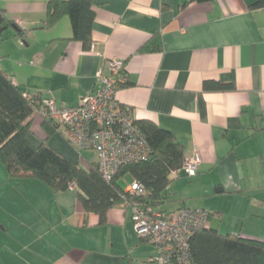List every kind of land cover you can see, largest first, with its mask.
<instances>
[{"label": "crops", "instance_id": "obj_1", "mask_svg": "<svg viewBox=\"0 0 264 264\" xmlns=\"http://www.w3.org/2000/svg\"><path fill=\"white\" fill-rule=\"evenodd\" d=\"M189 1L95 0L92 52L72 40L68 17L46 26L50 0H0L8 27L0 71L29 96L78 106L107 62L121 60L128 83L119 102L137 121L171 132L186 158H202L196 177L171 174L159 212L204 209L221 234L264 242V7L251 9L261 0ZM157 36L160 51H140ZM207 83L230 89L207 90ZM33 119L42 141L44 120ZM49 143L82 166L84 158ZM93 163L97 157L83 168ZM18 188V208L19 199L13 204L14 195L6 200L0 190L1 264H154L155 248L136 234L129 207L111 209L102 223L83 209L76 188Z\"/></svg>", "mask_w": 264, "mask_h": 264}, {"label": "trees", "instance_id": "obj_2", "mask_svg": "<svg viewBox=\"0 0 264 264\" xmlns=\"http://www.w3.org/2000/svg\"><path fill=\"white\" fill-rule=\"evenodd\" d=\"M213 1L190 0L189 3ZM94 3L95 0H50L46 26L53 27L68 17L72 26V40L81 42L89 50L93 43L96 20ZM263 7L264 0H261L253 4L251 9ZM161 49V38L157 36L140 51ZM205 88L226 91L230 86L207 83ZM30 97L0 71V164L10 178L40 181L55 193L66 192L74 185L83 209L98 215L102 223L107 221L111 209L117 206L128 207L134 202L159 211L172 182V172L180 170L186 160L184 145L171 132L152 122L137 121L146 134L151 158L147 162L122 167L112 181H107L100 173L98 163L91 164L87 170L50 145V138L57 132L51 122L44 120L42 123L46 137L41 144L36 147L31 143L29 136L32 133L33 118L41 99ZM123 180L139 181L147 189V194L131 196L125 192L126 184ZM191 252L195 264H264L263 241L224 235L211 227L191 238Z\"/></svg>", "mask_w": 264, "mask_h": 264}, {"label": "built area", "instance_id": "obj_3", "mask_svg": "<svg viewBox=\"0 0 264 264\" xmlns=\"http://www.w3.org/2000/svg\"><path fill=\"white\" fill-rule=\"evenodd\" d=\"M95 51V46H91ZM2 61L0 53V64ZM128 83L125 64L119 59L107 62L106 70L97 74L95 91L82 98L78 106H59L54 100H42L36 114L51 122L68 143L83 158L93 152L103 178L112 181L122 167L147 162L151 148L146 134L138 125L129 107L117 99V92ZM28 98H31L28 95ZM202 164L196 153L186 158L174 176L196 177ZM126 193L141 197L147 194L137 180L126 182ZM71 188H75L73 185ZM128 207L136 234L155 248L154 264H195L191 238L210 227L211 213L204 209L181 208L161 213L134 202Z\"/></svg>", "mask_w": 264, "mask_h": 264}, {"label": "rangeland", "instance_id": "obj_4", "mask_svg": "<svg viewBox=\"0 0 264 264\" xmlns=\"http://www.w3.org/2000/svg\"><path fill=\"white\" fill-rule=\"evenodd\" d=\"M30 137V140L32 141L33 144L37 145L41 142V139L40 137H38L37 135L33 134V132L31 133V135L29 136ZM50 142L52 144H54L56 147H59L61 149H65L67 152L68 150L71 151V153H73L74 155V161H80L81 157L79 156V154L77 153V151L68 143V141L59 133V132H56L51 138H50ZM67 146V148L65 147ZM96 154L93 153V152H85L83 154V158H84V162L82 163V167H86L87 165H85V161L87 160H93L95 159ZM18 186H46L45 184H43L42 182H39V181H35V180H28V179H11L7 173L5 172V170L3 169V167L1 166L0 164V190L2 189V187H4V192L5 194H7V198L6 200L11 197L12 195L13 198V204L14 202L17 203V199H19L18 201V204H14V207H19L21 205L20 203V200L22 202H24L23 199H21L20 197H18ZM8 192V193H7ZM22 192V191H21ZM26 196V194H25ZM1 202H2V199H1V196H0V205H1ZM169 210L175 208L174 204H168L166 206ZM200 209V208H199ZM174 211V210H172ZM220 221V218L219 217H215L214 218V223L215 225H217ZM3 227H0V241L2 238H4V235H3ZM2 237V238H1ZM1 259H0V264H1Z\"/></svg>", "mask_w": 264, "mask_h": 264}, {"label": "water", "instance_id": "obj_5", "mask_svg": "<svg viewBox=\"0 0 264 264\" xmlns=\"http://www.w3.org/2000/svg\"><path fill=\"white\" fill-rule=\"evenodd\" d=\"M3 23H4V18L0 13V35H2L8 29V27L4 26Z\"/></svg>", "mask_w": 264, "mask_h": 264}]
</instances>
